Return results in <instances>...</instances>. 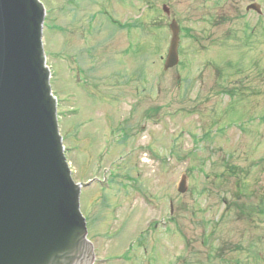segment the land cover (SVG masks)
<instances>
[{"label":"rangeland","instance_id":"374dc122","mask_svg":"<svg viewBox=\"0 0 264 264\" xmlns=\"http://www.w3.org/2000/svg\"><path fill=\"white\" fill-rule=\"evenodd\" d=\"M41 1L44 50L72 176L98 178L83 188L80 201L95 264H264V14L246 11L258 2L264 13V0ZM173 19L182 29V87L202 77L197 86L208 91L215 69L237 97L177 98L179 70H164L161 60ZM125 43L138 56L123 67L132 75L146 62L148 84L125 75L112 79ZM78 68L95 71L85 82ZM79 100L84 114L74 117ZM134 101L138 109L128 126ZM90 116L83 140L78 129ZM109 125H115L110 133ZM89 132L95 142H88ZM154 132L160 135L153 138ZM120 133L129 137L121 140ZM152 142L159 158L148 152L133 163L131 150ZM183 175L188 187L179 193ZM157 197L158 209L150 201ZM171 201L176 225L168 214Z\"/></svg>","mask_w":264,"mask_h":264},{"label":"water","instance_id":"95a60500","mask_svg":"<svg viewBox=\"0 0 264 264\" xmlns=\"http://www.w3.org/2000/svg\"><path fill=\"white\" fill-rule=\"evenodd\" d=\"M250 9L262 12L259 4ZM45 15L40 0H0V264H93L80 206L90 182L74 181L64 152ZM170 29L166 69L179 61L175 20ZM186 189L183 178L179 191Z\"/></svg>","mask_w":264,"mask_h":264},{"label":"flooded vegetation","instance_id":"af4514ba","mask_svg":"<svg viewBox=\"0 0 264 264\" xmlns=\"http://www.w3.org/2000/svg\"><path fill=\"white\" fill-rule=\"evenodd\" d=\"M94 23H95L94 18L90 19L89 22L87 23V27H88L87 32L90 34L91 40L94 39V37H95L96 26ZM160 23H161V21H158V24H160ZM81 28H82V26H81ZM82 31H83V29H82ZM123 47L124 48L122 49V55H120V57H118L119 60H115L116 63H118V65H120L122 67L127 66L125 59L131 58V57H129L130 55H132L133 59H136L138 56V52L135 50H133L132 54H131L130 48H132V44H126L125 43L123 45ZM143 52L140 55L142 59L144 56L147 55V54L144 55ZM161 60L164 61V56L163 57L161 56ZM163 65H164V63H163ZM122 67H115V69L113 71V76H111L112 79L115 78V81H119L120 78H122L123 75H125L126 77L133 78L136 83H140L141 81L142 82L145 81L148 84L149 73H148V68H147L146 62L140 63L137 72L135 74H132V75H128L126 72V69L124 67L123 68ZM207 67H208V69L212 68V65H208ZM176 69H178L179 72H176ZM131 70H132V72L136 71V64L133 65V68ZM180 70H181V68L179 67V65L175 67L176 80H177L178 87H179V91L176 92L177 98H182L183 96L186 97L187 93H189V95H190L189 98H196L199 94H202L203 96H205L206 99H208V94H215L217 97H220V100H221L223 95L237 96L236 91L230 89V87L228 85V78L223 76L222 71L219 74V72L217 70L213 69L215 71V82L209 88L208 91H204L203 85H201V87H200V85L197 86V81H196V80L202 79V77L193 78L189 82H187V84L184 87H182V82H181L182 77L180 75ZM94 71H95V69H91L90 72L88 74H86V71H83L81 68H78L77 75H79V73L81 72V75H83V79L86 82L91 78V74H93ZM157 78L159 79V78H161V76L157 77ZM201 83H203V82L201 81ZM93 94L95 95V92ZM125 94H126V98L132 97V93H125ZM191 100H194V99H191ZM137 104H139L138 101H134V102H131L129 104V109L127 110L128 117L126 118V123L128 124V126L131 124H134L132 122L134 121L133 117L136 115V112L138 109ZM193 105H195V103H193ZM215 109H217V108H212L211 111H215ZM82 114H84V107L81 105V101L79 100L78 108H77V114L75 117H77L79 115L82 116ZM93 118L94 117L90 116V117H87L86 120L82 121L83 129L81 131H79V129H78L77 137H80L81 136L80 133H82L83 134L82 139L83 140L85 139V137L87 136L86 133L88 131L87 127L93 124ZM142 121H143V124L141 123L140 127H141V131L144 133L146 131V126H147L146 122L148 121L147 116H144ZM113 126H115V125H109V127H108V128H110V129H108L109 133H110V130L113 129ZM89 135H90V132L88 133V138H87L88 142H95L97 139L96 138L97 136L95 134H92L91 136H89ZM114 135H117V134H114ZM119 135L121 136V140H124L126 137L127 138L129 137L127 133H124V134L120 133ZM158 135H160L159 132H154L152 134V137L154 138V136H158ZM110 138L111 137L109 135L108 140H107L108 143L110 142ZM80 143H81V139H80ZM153 147L155 148V145L153 144V142H152V144H149V145L141 144L139 146H136L133 150H131V152L133 154V158H132L133 163L140 162L143 155H146L148 152L151 153V156L153 154L154 157L159 158L156 155V152L153 149ZM155 149L157 150V148H155ZM95 157H96V155H95ZM150 201L156 202L155 206H157V209L161 206V201H160V199H158V197L152 198V199L150 198ZM223 201L225 203H227L226 199H224ZM233 207H235V206H233ZM168 214L171 216V218H173L172 221L176 223L177 220H176V215H175V206H174L172 201L169 204ZM154 226L157 227L158 225L156 223H154Z\"/></svg>","mask_w":264,"mask_h":264}]
</instances>
